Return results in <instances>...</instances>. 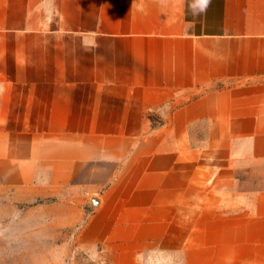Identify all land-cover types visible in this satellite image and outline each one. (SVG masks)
Returning a JSON list of instances; mask_svg holds the SVG:
<instances>
[{"label": "crops", "instance_id": "crops-1", "mask_svg": "<svg viewBox=\"0 0 264 264\" xmlns=\"http://www.w3.org/2000/svg\"><path fill=\"white\" fill-rule=\"evenodd\" d=\"M0 144L105 264H264V0H0Z\"/></svg>", "mask_w": 264, "mask_h": 264}, {"label": "rangeland", "instance_id": "rangeland-1", "mask_svg": "<svg viewBox=\"0 0 264 264\" xmlns=\"http://www.w3.org/2000/svg\"><path fill=\"white\" fill-rule=\"evenodd\" d=\"M4 172L0 163V264H105L94 251L76 248L70 231L53 226L51 213L38 212L39 203Z\"/></svg>", "mask_w": 264, "mask_h": 264}, {"label": "snow or ice", "instance_id": "snow-or-ice-1", "mask_svg": "<svg viewBox=\"0 0 264 264\" xmlns=\"http://www.w3.org/2000/svg\"><path fill=\"white\" fill-rule=\"evenodd\" d=\"M201 2L206 3V0H201Z\"/></svg>", "mask_w": 264, "mask_h": 264}]
</instances>
